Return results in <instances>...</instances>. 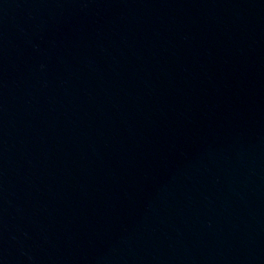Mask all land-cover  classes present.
Returning <instances> with one entry per match:
<instances>
[{
  "label": "water",
  "instance_id": "95a60500",
  "mask_svg": "<svg viewBox=\"0 0 264 264\" xmlns=\"http://www.w3.org/2000/svg\"><path fill=\"white\" fill-rule=\"evenodd\" d=\"M0 264H264V0H0Z\"/></svg>",
  "mask_w": 264,
  "mask_h": 264
}]
</instances>
